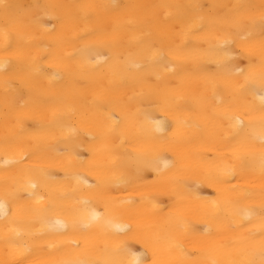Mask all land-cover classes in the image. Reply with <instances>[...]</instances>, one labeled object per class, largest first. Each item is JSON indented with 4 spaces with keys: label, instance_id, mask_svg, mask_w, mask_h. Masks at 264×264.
<instances>
[{
    "label": "bare ground",
    "instance_id": "6f19581e",
    "mask_svg": "<svg viewBox=\"0 0 264 264\" xmlns=\"http://www.w3.org/2000/svg\"><path fill=\"white\" fill-rule=\"evenodd\" d=\"M5 3L17 6L14 10L20 14L32 12L37 4L110 7L88 20L80 10L72 9L75 20L71 26L63 22L64 9L54 10L53 18L44 17L28 28L6 24L0 14V201L7 212L6 219L0 216V262L9 264L13 259L4 241L10 222L21 228H40L34 218L37 210L52 208L49 192L58 189H64L66 196L57 201L54 216L69 224L67 235L46 234L39 245L41 254L24 264L70 258L71 246L50 254L47 245L79 238L71 221L89 207L114 224L132 229L126 230L127 235L115 233L103 222L80 229L86 232V239H80L81 249L86 247L91 258L99 257L114 239L127 241L133 251L141 252L145 236L157 228L177 237L183 229L176 218L186 221L199 239L209 227L206 206L212 201L221 211L211 223V244L226 243L244 231L231 221L235 213L260 205L264 181L258 169L242 175L238 172L235 179L219 171L233 163L237 148L218 111L232 101L234 93L224 81L218 82L215 93L207 83V78L217 73L216 61L222 58L216 50V37L227 27L223 22L209 27L207 17L214 5L260 6L262 0ZM190 5L202 8L193 10L187 7ZM200 15L206 18L204 27L199 25ZM259 39L257 30L256 41L245 44L237 38L230 47L231 81L244 82L237 69L245 75L259 73ZM85 47L92 51L82 56L80 50ZM151 48L166 53V64L150 72L132 67L133 63H145ZM98 56L106 60L97 64ZM13 89L22 91L17 95ZM239 102L259 106L252 95H243ZM261 115L254 113L257 128ZM69 129L73 131L66 140ZM251 147L259 153L258 140ZM68 151L73 153L71 165ZM41 169L47 177L36 189L44 197L37 204L23 191V185L28 177L36 179ZM76 176H82L87 184L77 185ZM15 190H19L16 198L6 195ZM81 198L89 205L74 203ZM226 201L230 202L227 208ZM169 218L171 222L166 223ZM184 243L197 259L200 244L191 237ZM219 258L229 257L222 254ZM155 259L158 264H171L173 257L161 247Z\"/></svg>",
    "mask_w": 264,
    "mask_h": 264
},
{
    "label": "snow or ice",
    "instance_id": "6c2138e0",
    "mask_svg": "<svg viewBox=\"0 0 264 264\" xmlns=\"http://www.w3.org/2000/svg\"><path fill=\"white\" fill-rule=\"evenodd\" d=\"M16 7L15 5L5 3V0H0V14L3 15L5 23H11L14 27L28 28L39 24L44 17L53 18V12L57 9L65 10L63 22L71 26L75 20L71 12L72 9L80 10L82 18L88 20L93 14L99 17L110 6L95 4H37L33 6L32 12L25 14L15 11ZM158 7L169 8L172 6L160 5ZM187 7L193 10H200L202 8L199 5ZM212 9L207 17L208 26L211 27L217 22H223L227 27L221 29L220 34L216 37L218 41L216 50L222 53V58L216 61L217 73L209 76L207 83L215 93L218 82L224 81L225 85L230 87L234 93L232 101L221 106L218 111L222 119L227 121L228 128L230 129V133L226 134H230L237 144L233 163L225 165L219 171L222 175L235 179L238 172L242 175L245 172L258 169L260 178L264 181V0H262L260 6L238 3L232 5H214ZM219 9H223L224 11L220 12L218 11ZM34 13L38 14L34 15ZM205 20L204 15L199 16L200 27H204ZM188 27L190 30L192 24L189 23ZM257 30L260 33L258 44L262 58L260 71L258 74L250 73L245 75L242 69H237L239 75L244 77V82L235 83L230 79L229 62L233 59L230 47L237 42V38L245 44L256 41ZM4 35L7 39V28ZM134 38L140 39V37ZM91 51L89 47H85L80 50V53L84 56ZM104 60L106 58L98 56L96 63H101ZM145 61L143 64L133 63L132 67L136 69L143 68L149 72L154 71L166 64V53L162 49L151 48L145 57ZM7 65L8 62L5 61V71L8 70ZM168 70L173 71L175 69L169 68ZM13 91L19 95L22 89H13ZM243 95L256 97L259 100V106L246 105L239 102V98ZM256 111L262 114L258 128L253 123ZM245 118H247L248 123H245ZM154 123L159 125L162 122L155 121ZM72 131L69 129L65 134L66 140L70 139ZM254 140H258L260 144L258 154L251 147ZM23 155L21 153L22 157ZM67 156L68 163L71 165L73 163V153L68 151ZM5 163H8V161L6 160ZM46 177L47 173L41 169L36 179L28 177L23 185V191L27 192L29 198L34 199L37 204L41 203L44 197L36 189L38 188V184L43 182ZM75 180L77 185L81 183L87 184V181L82 176H76ZM18 191H9L6 195L16 198ZM76 191L77 188L73 187L72 192L75 193ZM65 196L66 192L64 189L49 192V201L53 207L37 210L34 218L40 222L41 227L38 229L21 228L16 226L15 222H10L11 226L4 233L5 244L9 249L10 255L13 257L9 264H24L25 261L30 260L33 256L40 255L42 249L39 245L46 234L67 235L66 230L69 228V224L54 216L57 201L63 200ZM74 203L85 206L89 205V201L85 198H81ZM229 204L230 202L226 201L225 208ZM5 207L4 201H0V216L6 219L7 212L5 211ZM206 207L209 217V227L205 228L203 235L199 239L195 237L194 230L186 221L176 218L183 229L179 236L172 237L168 234L167 229L157 228L145 236L144 248L141 252L133 251L127 241L114 239L111 244L105 245L101 255L97 258H91L87 254L86 247L81 249L80 239H86V232H80V229H89L100 225L101 222H103L104 226L113 229L115 233H125L127 235V232H131L132 229L127 224H114L94 208L89 207L87 211L75 215L71 221V228L79 238L57 241L56 243H48L47 245L50 254L62 253L64 247L71 246L72 251L68 254L70 258L33 261V264H158L155 257L157 252L161 250V247L163 251L173 257L171 264H264V191L261 193V203L258 207H248L234 214V218L231 221L232 224L238 229H244V231L238 232L230 241L223 244H211L209 242V238L213 236L211 223L215 221L220 213L221 206L216 201H212L210 207ZM171 219L169 218V221H166V223H170ZM245 222H248V224L246 225ZM189 237L200 244L198 249L199 257L197 259H193L185 247L184 240ZM222 254H226L229 258L227 260L220 259L219 257ZM0 264H4V262H0Z\"/></svg>",
    "mask_w": 264,
    "mask_h": 264
}]
</instances>
